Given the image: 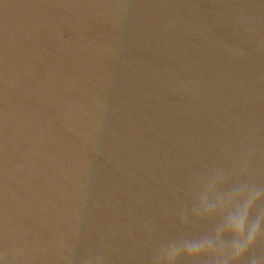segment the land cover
<instances>
[{"label": "water", "instance_id": "1", "mask_svg": "<svg viewBox=\"0 0 264 264\" xmlns=\"http://www.w3.org/2000/svg\"><path fill=\"white\" fill-rule=\"evenodd\" d=\"M216 172L264 188V0H0V264H151Z\"/></svg>", "mask_w": 264, "mask_h": 264}, {"label": "clouds", "instance_id": "2", "mask_svg": "<svg viewBox=\"0 0 264 264\" xmlns=\"http://www.w3.org/2000/svg\"><path fill=\"white\" fill-rule=\"evenodd\" d=\"M191 195L194 220L212 227L161 245L151 264H240L246 256L247 264H264V252L253 253L264 241V188L216 172L196 179Z\"/></svg>", "mask_w": 264, "mask_h": 264}]
</instances>
